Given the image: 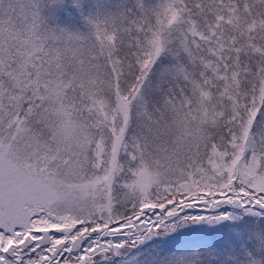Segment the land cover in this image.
Returning a JSON list of instances; mask_svg holds the SVG:
<instances>
[{
    "label": "snow or ice",
    "instance_id": "6c2138e0",
    "mask_svg": "<svg viewBox=\"0 0 264 264\" xmlns=\"http://www.w3.org/2000/svg\"><path fill=\"white\" fill-rule=\"evenodd\" d=\"M0 0V264H264V0Z\"/></svg>",
    "mask_w": 264,
    "mask_h": 264
},
{
    "label": "rangeland",
    "instance_id": "374dc122",
    "mask_svg": "<svg viewBox=\"0 0 264 264\" xmlns=\"http://www.w3.org/2000/svg\"><path fill=\"white\" fill-rule=\"evenodd\" d=\"M71 0H65V5L59 7L55 11V16L53 19L54 24H59L62 27H67L69 29H83L84 23L78 17L71 14Z\"/></svg>",
    "mask_w": 264,
    "mask_h": 264
}]
</instances>
